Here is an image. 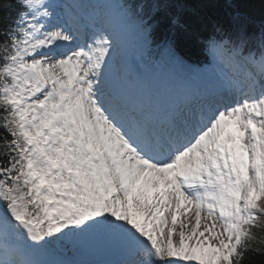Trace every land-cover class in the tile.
I'll return each instance as SVG.
<instances>
[{
    "label": "snow or ice",
    "instance_id": "obj_1",
    "mask_svg": "<svg viewBox=\"0 0 264 264\" xmlns=\"http://www.w3.org/2000/svg\"><path fill=\"white\" fill-rule=\"evenodd\" d=\"M225 2L199 42L231 72L150 117L108 84L107 28L67 0H0V264L264 258V23ZM116 6L142 49L189 67L181 44L207 21L158 36V0ZM84 249L117 258H47Z\"/></svg>",
    "mask_w": 264,
    "mask_h": 264
},
{
    "label": "trees",
    "instance_id": "obj_2",
    "mask_svg": "<svg viewBox=\"0 0 264 264\" xmlns=\"http://www.w3.org/2000/svg\"><path fill=\"white\" fill-rule=\"evenodd\" d=\"M133 2L145 4V11L151 7L153 0H133ZM162 2L160 12L157 13L156 19L159 21L157 35H167L172 28L171 20L178 17L181 23L188 22L189 25L194 20H204L208 22L207 27H200L197 30L189 28V34L181 44V53L185 57L188 68L179 67L184 75L193 71L195 66H199L208 60V52L204 50L203 45L199 42L200 37L207 36L210 31V24L215 20H222L232 11L225 0H158ZM166 4L168 6H166ZM239 8L242 12L252 18L256 30L261 23H264V0H240ZM134 48H141L135 34H131L126 47L123 61L126 62L129 55L134 52ZM135 53V52H134ZM138 55L142 62L149 59H160L162 56L155 51L151 54L147 50L141 49ZM71 256V253H69ZM264 258L255 257L253 264H262Z\"/></svg>",
    "mask_w": 264,
    "mask_h": 264
},
{
    "label": "rangeland",
    "instance_id": "obj_3",
    "mask_svg": "<svg viewBox=\"0 0 264 264\" xmlns=\"http://www.w3.org/2000/svg\"><path fill=\"white\" fill-rule=\"evenodd\" d=\"M117 2H119V0H117ZM78 3L80 4V6H83L84 4H82V0H78ZM114 9L112 8V11L114 12V14H117L119 17V13H118V9L116 6V1H114ZM119 20V19H118ZM116 24V23H115ZM122 25V24H121ZM121 30V29H120ZM124 40H122L120 45H114L113 51L109 57V61H108V67L107 69H109L106 73V76H109L112 78V82L118 87L120 88V90L129 93V94H140L142 96L143 94V89H144V85L142 86V84L149 83L151 85H153V87L155 88L156 92L161 93L164 89V81L166 79V73L160 75V73H158L156 70L153 71V73L150 74H143L140 78L142 80H133V77L127 74H123L122 73V69H121V65L119 62V56L122 53V43ZM214 73V74H211ZM213 76H217V72H215L213 69H211V71L208 69H201L198 71L196 78L189 82L188 85L180 87L177 83H175V81L173 82L170 81L171 87L170 88H166L165 89V93L169 96H173L176 93H181V92H185L188 90L193 89V84L195 82L198 83H202L204 87H206L205 82L209 79H211ZM168 77V76H167ZM137 83H141V85L139 86H133L136 85ZM146 85V84H145ZM86 260V259H84ZM89 260V259H87Z\"/></svg>",
    "mask_w": 264,
    "mask_h": 264
},
{
    "label": "bare ground",
    "instance_id": "obj_4",
    "mask_svg": "<svg viewBox=\"0 0 264 264\" xmlns=\"http://www.w3.org/2000/svg\"><path fill=\"white\" fill-rule=\"evenodd\" d=\"M106 0H95L96 3V9L95 11L88 12V15L90 18L93 19V21L102 28H108V25L111 24L112 27V22L115 20V16L111 13V8L109 5H106ZM68 7V5L66 4ZM110 33L113 35L114 30H109ZM116 34V33H115ZM225 75H228L227 72L222 71L220 74V77H223ZM169 100V99H168ZM167 99L163 102V105L168 106L169 101Z\"/></svg>",
    "mask_w": 264,
    "mask_h": 264
}]
</instances>
